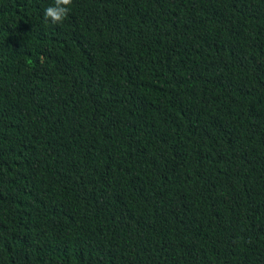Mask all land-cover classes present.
Returning <instances> with one entry per match:
<instances>
[{"label": "trees", "instance_id": "1", "mask_svg": "<svg viewBox=\"0 0 264 264\" xmlns=\"http://www.w3.org/2000/svg\"><path fill=\"white\" fill-rule=\"evenodd\" d=\"M0 0V264H264V0Z\"/></svg>", "mask_w": 264, "mask_h": 264}, {"label": "clouds", "instance_id": "2", "mask_svg": "<svg viewBox=\"0 0 264 264\" xmlns=\"http://www.w3.org/2000/svg\"><path fill=\"white\" fill-rule=\"evenodd\" d=\"M73 0H54L53 4L44 10V18L52 24L61 23L69 14Z\"/></svg>", "mask_w": 264, "mask_h": 264}]
</instances>
